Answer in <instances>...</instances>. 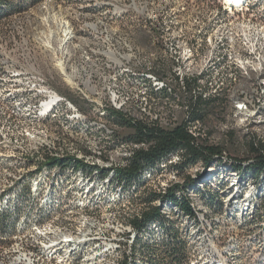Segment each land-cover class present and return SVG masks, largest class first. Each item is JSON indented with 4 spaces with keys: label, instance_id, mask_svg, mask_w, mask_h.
Segmentation results:
<instances>
[{
    "label": "bare ground",
    "instance_id": "bare-ground-1",
    "mask_svg": "<svg viewBox=\"0 0 264 264\" xmlns=\"http://www.w3.org/2000/svg\"><path fill=\"white\" fill-rule=\"evenodd\" d=\"M214 1L220 6L182 0L180 14L150 17V32L162 56L155 58L149 72L140 75L137 68L143 65L132 47L126 51L93 47L95 42L104 40L109 44L113 39L109 34L103 37V28L98 24H88L79 34L70 20L63 22L65 40L61 50L65 47V51L58 58L52 41L45 49L59 60L56 67L81 104L60 95L33 63L24 62L0 43V221L5 227L0 238L7 241L6 252L19 246L20 253L32 264H91L110 257H115L112 264L124 258L131 260L137 232L130 221L148 209L141 198L151 193L164 195L177 188V195L189 201L192 215L168 201L157 200L151 205L160 208L164 221L170 224L167 227L177 231L185 249L184 264H264V172L251 175L245 170L254 164L251 144L264 154V0ZM52 3L60 0H0V33L5 35L9 22ZM82 39L91 43L83 42L84 48H80ZM69 42L72 47L65 46ZM76 60L94 71L85 81L76 77ZM130 75L138 76L134 83L124 80ZM99 76L115 89H103ZM188 100H192V107L197 102H211L208 116L243 120L248 139L247 149L240 155L246 156H213L207 164L202 160L186 165L185 151H177L141 174V188L132 185L129 190L114 184L121 166L127 167L135 151L148 149L147 144L121 136L123 129L115 123V114L161 130L182 125L183 119L196 148H221L218 154L228 155L224 146L228 136L219 141L210 134L205 118L191 120L192 108L186 113ZM82 104L93 116L84 114ZM15 121L42 128L54 126L57 133L66 135L57 145L31 153L24 142L6 132L4 122ZM70 136L98 144L100 151L84 148L85 141L79 145ZM238 160H244L243 170L232 166ZM63 161L72 164L56 165ZM209 193L219 194L218 205L204 200ZM136 202L139 210L127 219L128 232L123 240H113L95 230L79 232L75 237L69 234L65 240L52 236L59 223L76 211L99 216L104 209ZM231 204H237L241 212L248 210L246 227L254 224L256 233L246 242L240 241L230 223ZM240 224L237 222L238 227ZM149 227L144 241L164 244L161 224Z\"/></svg>",
    "mask_w": 264,
    "mask_h": 264
},
{
    "label": "rangeland",
    "instance_id": "rangeland-1",
    "mask_svg": "<svg viewBox=\"0 0 264 264\" xmlns=\"http://www.w3.org/2000/svg\"><path fill=\"white\" fill-rule=\"evenodd\" d=\"M61 1L62 0H60V3L46 4L47 6L42 5L30 15L26 16V18L24 17L22 19H16L12 22H9L8 26L4 29L5 35L0 33V43L4 44L5 47L7 46L11 53L16 54V56L20 57V59L24 62H29L31 64L33 63L36 67V70H38L37 72L47 81L49 86L54 88L60 95L67 97L73 102L75 101L77 104H81V102H79L80 100L72 90V87L64 80L61 72L56 67V63L59 60H56L55 54H52L45 49V45L52 41L54 48L56 47L55 49L58 51H56L58 53V58L60 57V52L63 53L65 51V47L63 50H61V48L63 47L62 45H64L63 43L65 40L62 29H64L63 25H66V20L71 21H69L70 24L74 26L76 32L79 34L82 33V30L86 28L88 24H98L103 28V37L109 34L113 39L109 44L105 43L104 40L95 42L96 45H93V47H102L103 50L108 47H112L120 51H126L129 47H132L136 51L137 61L141 62L143 65L142 67L137 68L139 72L137 75H140L144 72H149L150 68L153 67L155 58L162 56V54L158 51V46L154 45V38L150 32L152 27L150 17H156L164 14H180L182 12V0H90L85 3L87 5L80 3L72 4L68 2L61 3ZM58 21L61 22L59 23ZM46 24L48 26H46ZM57 27L60 29H58L59 32H53L54 30L58 31ZM46 33H48V37L46 36ZM55 35H57V37ZM58 39V42L55 41ZM83 42L84 45L91 43L88 40L82 39L79 41L80 44L78 43L80 48H84ZM59 43L61 44L59 45ZM71 44L72 43L69 42L65 46L72 47ZM75 64V68L78 69V74H76V77H82H79L80 81H85L88 76L94 74L93 70L86 68V65L80 63L78 60L75 61ZM137 78L138 76L136 77L134 75H130L124 77V80H126L128 83H134ZM99 79L101 86L104 84L102 86L103 89H115V87H112L113 84L109 82L103 83V76H99L97 80ZM204 121L209 128L210 134L215 137V139L224 141V136H228V143H224L227 151H232L238 156H241L240 154H244V149H247L248 138L246 135L248 132L244 131L245 124L243 120L232 118L226 119L221 116L207 115ZM12 124L4 122L6 132L12 134L11 136H13V138L20 143L23 144L24 142L25 149L31 153L40 150L43 147L47 148V146L53 147L54 144L57 145V143L61 142V140L66 135L64 132H61L60 134L57 133L56 127L54 126L42 128L28 123L22 124V122L18 121H15V124L13 122ZM70 139H74L76 144L79 145L85 141V143H83L84 148L87 146L88 148L90 147L91 151H100L101 146L94 143L89 144L84 138L81 139V137L79 138L78 136H70ZM76 144L75 147H73L75 149L77 148ZM79 150L84 151V149ZM243 156H246V154ZM128 204L122 205V207H113L114 209H104L103 215L99 216L96 213L92 214V212L85 213L80 210L76 211L73 215H69L59 223V228L56 227V229L53 231L55 237L53 233L52 236L57 240H65L66 235L71 234L75 237L79 236V232L95 230L94 232L98 233L105 232V235H109L113 240L117 238L123 240L125 237L124 234L128 232V226L126 225L127 219L133 216L136 211L139 210L138 202L135 204ZM237 206V204L229 205V211L232 215V220L230 223L235 227L234 231L240 241L246 242L248 239L250 240V237L252 234H255L256 231L254 229V224L252 225V222L250 223L249 227L245 226L247 225L245 221L250 219L248 210H242L241 212L239 210V206L238 208ZM235 212L237 213L235 214ZM238 215L240 216L237 217ZM239 221L241 222V226L238 227L237 222ZM113 228H116L119 233L114 232ZM62 234L65 235L62 237ZM18 247L19 246H15V249H12L10 252H6L7 245L4 240L0 238V264H32L33 262H31V260L27 259L23 253H20V249ZM251 247L254 249L253 244ZM114 258L115 257H110L109 259L107 258V260L103 259V261H98L96 263L93 262L91 264H99L100 262V264H112ZM244 264H251V262L247 261Z\"/></svg>",
    "mask_w": 264,
    "mask_h": 264
},
{
    "label": "trees",
    "instance_id": "trees-1",
    "mask_svg": "<svg viewBox=\"0 0 264 264\" xmlns=\"http://www.w3.org/2000/svg\"><path fill=\"white\" fill-rule=\"evenodd\" d=\"M211 109V102H197L192 107L191 120L194 121L206 118ZM113 116L115 123H117L123 129L121 136L124 139L127 141L148 145L147 150H138V152L135 151V156L131 158L127 167H125V169H121L113 180L114 184H121V187L127 188L129 190V187L132 185L136 186V189L141 188L144 183L141 174L177 151H185L184 154L187 160L185 164L194 165L202 160L206 162V164L209 163L212 157L218 154L221 149L205 147V149L196 148L193 145L192 138L186 131L184 125H179L170 130H161L139 123H132L125 120L123 117H121V115L118 114ZM249 148V152L251 151L250 153L254 155V164H251L250 167H247L245 170H247V172L251 171V175L253 173H258L259 171L264 172V156L260 154V149L257 150V148H254L252 144ZM244 160L247 161L248 159L246 158ZM244 160L235 161V164L232 166L234 168L236 167L235 169L237 170H243L241 167L243 166ZM68 162L70 161H63L62 163L57 162L56 165L60 164V166H67L71 163ZM104 174H106V172ZM177 190V188H172L164 195L157 196L156 194L151 193L141 198L142 202L147 204L148 209L144 210L139 217H134V220L132 219L130 221V223L137 230V239L132 254V261L130 259L124 258V260H121L118 264H137V260L141 261L140 264H184L185 249L183 243L180 242L181 240L177 235V231L171 227H167L170 226V224L168 223L167 225L166 221H164L165 219L160 213V208L151 205V203L157 200L168 201L174 204L176 203L175 205L178 206L180 211H182L184 208V211L186 210L185 212L182 211L184 214L192 215L193 211L190 207H188L190 206L189 201H186L185 198L178 196ZM219 197L220 196L217 193H209L204 197V200L208 203H214V205H218ZM158 222L161 224L162 229L165 232L164 244L157 245L145 242L144 240L145 237H147V233L150 228L149 226ZM4 230L5 227L2 226L0 221V231L3 232Z\"/></svg>",
    "mask_w": 264,
    "mask_h": 264
},
{
    "label": "built area",
    "instance_id": "built-area-1",
    "mask_svg": "<svg viewBox=\"0 0 264 264\" xmlns=\"http://www.w3.org/2000/svg\"><path fill=\"white\" fill-rule=\"evenodd\" d=\"M188 2H194V3H203V4H209V6H220L219 5V2L218 1H214V0H188ZM176 88H179V87H176ZM82 107L84 108V114L85 115H92L88 112L87 110V107L84 106V104H82ZM191 108H192V100H188V110L186 113H191ZM93 116V115H92ZM182 125H183V119H182ZM181 125V126H182ZM72 133H75V132H72ZM199 149H205L204 147H199ZM264 156V154H262ZM214 156H227L229 158H237V157H243V156H238V155H235V153H233L232 151H230L228 153V155H219V154H216ZM121 168L123 169L124 168V164L121 166ZM186 170V169H185ZM187 172V170H186ZM135 232H137V230H135ZM135 232L133 233V235H135ZM15 237V236H14ZM13 237V238H14ZM7 241H5L6 243ZM133 248V247H131ZM131 251V250H129Z\"/></svg>",
    "mask_w": 264,
    "mask_h": 264
}]
</instances>
